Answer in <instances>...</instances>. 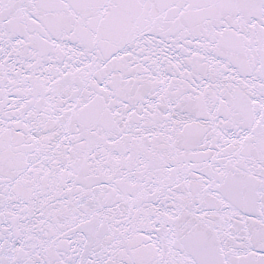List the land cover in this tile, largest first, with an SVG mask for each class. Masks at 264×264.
Segmentation results:
<instances>
[{
	"label": "snow or ice",
	"instance_id": "6c2138e0",
	"mask_svg": "<svg viewBox=\"0 0 264 264\" xmlns=\"http://www.w3.org/2000/svg\"><path fill=\"white\" fill-rule=\"evenodd\" d=\"M0 264H264V0H0Z\"/></svg>",
	"mask_w": 264,
	"mask_h": 264
}]
</instances>
